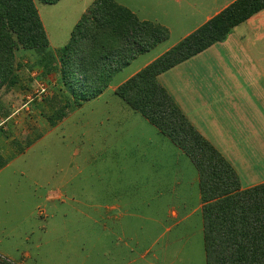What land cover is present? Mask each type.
Instances as JSON below:
<instances>
[{"label":"crops","instance_id":"1","mask_svg":"<svg viewBox=\"0 0 264 264\" xmlns=\"http://www.w3.org/2000/svg\"><path fill=\"white\" fill-rule=\"evenodd\" d=\"M115 1L141 21L167 28L170 37L155 48L166 45L162 52L124 81L114 85L113 78L109 88L95 99L98 101L108 93L116 96L120 85L237 0H163L173 3V10L159 6V12L156 7L153 12H143L148 8L139 9ZM51 47L48 51L54 52ZM23 54H37L40 58L36 51L24 49L17 51V58ZM159 81L189 122L231 164L242 190L264 184V11L235 27L225 41L164 72ZM5 91L0 94V101ZM118 108L128 116L117 120L111 134L113 141L107 136L100 137L95 140V151H90L91 160L104 163L110 159L113 167L110 187H95L98 195L108 196L110 201L93 204L86 199V182L91 177L84 176L81 169L76 175L52 177L47 182L30 173L27 170L30 166H25V171L20 161L37 147L44 135L28 139L25 124L0 118V256L14 264H186L183 255L192 258L194 252L199 257L200 237L204 243V223L198 172H193L184 158L187 156L178 147L172 150L166 142L168 138L141 114L129 106ZM25 109L28 110L26 106ZM2 110L0 105V113ZM63 113L65 116L60 122L53 123L47 132L70 121V109L66 108ZM124 121L129 122L127 134L132 132L129 138L119 135L124 131L121 127ZM82 122L76 121L73 125H80L82 139L92 144L89 129L85 131L89 123ZM167 158L177 165L171 188L177 205L170 210L169 220L136 215L133 200L136 176L129 169H134L136 163L157 169ZM168 177L166 171L158 169L147 176L140 175L139 179H147L146 186L154 188L153 194L162 196L169 188ZM95 179L103 181L107 177L97 173ZM120 181L122 187L117 185ZM192 196L194 204L189 203ZM63 199L73 201L72 209L80 215L81 211L94 210L97 218L72 220L65 213L55 218L47 207L65 205ZM198 216L199 222L194 221ZM8 221L17 226H8ZM38 230L45 237L36 239ZM87 230L93 232L91 245ZM202 251V263L206 264L205 246ZM94 252L95 258L90 257Z\"/></svg>","mask_w":264,"mask_h":264},{"label":"trees","instance_id":"2","mask_svg":"<svg viewBox=\"0 0 264 264\" xmlns=\"http://www.w3.org/2000/svg\"><path fill=\"white\" fill-rule=\"evenodd\" d=\"M0 0V94L18 83L17 51L34 50L58 72L75 106L100 97L116 74L170 37L167 28L141 21L115 0H94L57 53L36 2ZM264 11V0H237L175 47L120 85L115 95L141 114L193 163L203 202L206 264H264V184L242 190L224 156L189 122L159 76L214 44ZM61 113L59 118H63ZM0 264H12L0 256Z\"/></svg>","mask_w":264,"mask_h":264},{"label":"rangeland","instance_id":"3","mask_svg":"<svg viewBox=\"0 0 264 264\" xmlns=\"http://www.w3.org/2000/svg\"><path fill=\"white\" fill-rule=\"evenodd\" d=\"M94 0H61L59 3L54 5H47L41 2H36L40 17L44 24L45 30L47 32L51 48L55 51L62 49L70 40L71 34L79 22L85 11L91 5ZM121 3L129 5L130 7H135L142 10L143 12H153L155 7L159 12V6L166 10L168 7L173 10V3H167L163 0H118ZM141 11V10H139ZM178 35L175 36V38ZM166 45H162L157 49L151 51L139 57L129 68L123 69L115 75L113 84L117 85L124 81L126 77L134 73L139 67L144 65L147 61L151 60L153 57L158 55L163 51ZM20 57V55H18ZM37 56V54H36ZM35 54L24 55L18 57L19 59V77L20 83L11 89L4 92L0 105L4 110L0 113V118L3 117L4 120L8 122H21L27 127L24 132H27V137H44L38 143L37 147L31 151L26 157L20 161V166L25 169V166H30L28 171H32L33 175L39 177L41 181L47 182L52 177L61 178L64 175L72 174L76 175L81 169L84 172V176L88 175L91 177L87 183V202L93 204L103 200V202H109L108 196L98 195L96 188H109V176L113 167L110 164V159H106L104 163L95 162L90 159L92 153L94 152L95 140L100 139V137L107 136L112 138L111 134L113 129L116 128L118 124L117 120L127 118V113H121L119 106L128 107L121 101L120 98L108 93L102 99L93 100L84 103L81 108H73L75 104L73 99L67 89L63 87L60 79V74L56 71L49 72L44 65L40 63V58H37ZM40 63V64H39ZM53 93V95L51 94ZM25 106L28 108L25 109ZM69 106V107H67ZM66 108L70 109L69 117L70 121L63 125L62 127H57L56 129L47 132L55 123H59L60 114L63 113ZM73 108V109H72ZM140 120L144 121L141 115H138ZM9 117V118H8ZM6 118V119H5ZM2 119V118H1ZM62 119V118H61ZM82 123H89L85 131L90 132L92 135V144L83 138V131H81L80 125L75 126L76 121ZM109 120V121H108ZM85 121V122H84ZM145 122V121H144ZM54 123V124H53ZM124 131H120V137L129 138L131 131L129 122H123L121 126ZM26 137V136H24ZM26 137V138H27ZM114 138L110 139L113 141ZM166 142L172 150H177L175 145L169 139ZM87 145V146H86ZM186 162L192 168L193 172H196V168L188 157ZM35 162V164H34ZM86 162V164H84ZM106 162V163H105ZM31 164H33L31 166ZM166 171L168 174V189L167 194L159 196L153 194L154 188H148L146 186L147 179H139L140 175L147 176L149 173L154 171ZM25 169V171H27ZM177 170V165L170 158L165 160V163L161 167L154 169L151 165L146 163H136L134 169H129V173H133L136 176L135 186H133V200L135 205V214L143 215L145 218L150 217L151 219L169 220L170 210L177 205L175 202V196L172 195L171 190L174 173ZM106 175L107 179L103 181H97L95 179V174ZM79 180L76 178L75 184L78 185ZM119 187L123 184L118 183ZM148 188V189H146ZM42 197V194H40ZM65 200V199H63ZM41 203V202H40ZM189 203H195V199L192 196ZM73 201L65 200V205L59 203L58 206L51 207L49 205V213H53L55 218L62 217V213L66 214L69 219H87V218H97L95 217L94 210L81 211V215L78 211L72 209ZM51 207V210H50ZM64 210V211H63ZM108 214H110L108 212ZM115 214V212H114ZM87 215V216H86ZM139 217L136 216V219ZM194 221L199 222V216L193 218ZM17 224L8 221V226ZM86 236L90 238V245L93 244L94 237L93 232L87 230ZM37 238L45 237V234L38 230L35 236ZM33 238V241L36 239ZM199 257L193 252L192 258L190 256L183 255V261L186 264H203V240L199 238ZM90 257L95 258L94 254L90 253ZM181 264H184L182 262Z\"/></svg>","mask_w":264,"mask_h":264},{"label":"built area","instance_id":"4","mask_svg":"<svg viewBox=\"0 0 264 264\" xmlns=\"http://www.w3.org/2000/svg\"><path fill=\"white\" fill-rule=\"evenodd\" d=\"M12 264H14V263H12Z\"/></svg>","mask_w":264,"mask_h":264}]
</instances>
